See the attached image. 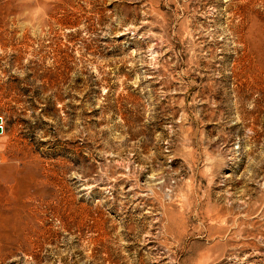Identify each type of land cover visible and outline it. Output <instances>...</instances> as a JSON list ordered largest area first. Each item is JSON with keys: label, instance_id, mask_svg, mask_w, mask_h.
<instances>
[{"label": "rangeland", "instance_id": "374dc122", "mask_svg": "<svg viewBox=\"0 0 264 264\" xmlns=\"http://www.w3.org/2000/svg\"><path fill=\"white\" fill-rule=\"evenodd\" d=\"M0 264H264V0H0Z\"/></svg>", "mask_w": 264, "mask_h": 264}, {"label": "bare ground", "instance_id": "6f19581e", "mask_svg": "<svg viewBox=\"0 0 264 264\" xmlns=\"http://www.w3.org/2000/svg\"><path fill=\"white\" fill-rule=\"evenodd\" d=\"M263 240V239H262Z\"/></svg>", "mask_w": 264, "mask_h": 264}]
</instances>
